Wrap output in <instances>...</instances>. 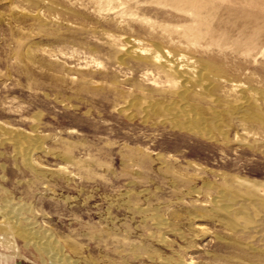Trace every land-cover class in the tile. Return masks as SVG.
Instances as JSON below:
<instances>
[{"label": "rangeland", "instance_id": "1", "mask_svg": "<svg viewBox=\"0 0 264 264\" xmlns=\"http://www.w3.org/2000/svg\"><path fill=\"white\" fill-rule=\"evenodd\" d=\"M156 50L202 68L212 138L174 121ZM261 111L264 0H0V207L72 264H264ZM1 228L0 264H50Z\"/></svg>", "mask_w": 264, "mask_h": 264}, {"label": "bare ground", "instance_id": "2", "mask_svg": "<svg viewBox=\"0 0 264 264\" xmlns=\"http://www.w3.org/2000/svg\"><path fill=\"white\" fill-rule=\"evenodd\" d=\"M124 54H134L136 56V54H141V52L139 50H137L136 48H134L133 46H129L126 45L125 42V46H123L121 48V53ZM154 52V51H153ZM118 53V52H117ZM123 55V54H122ZM121 55V56H122ZM131 55V57H133ZM152 55V54H151ZM138 56V55H137ZM150 57V55H149ZM152 57V56H151ZM148 57H146L147 59ZM153 58L155 59V61L158 63V65L166 70V72L168 71L169 73L173 74L176 78L175 82H174V90H173V94L175 95V97H177V100H179V102L181 103V105L179 106V108H175L176 111L175 112H171L173 118H176L174 121L177 120V118H181L182 120H184L185 124H184V128H186L188 131L194 132L195 134H198L200 136L203 137H207V138H212V134L210 133V129L204 124L203 118L201 116H196L197 114H192V112L190 113V106L188 105V101H187V94L189 93V91L191 90L190 87L194 86L197 89H202V90H208L210 87V82L207 81V78L204 77L202 75V68L201 69H194V68H189V66L182 64L181 62H179L178 60H172L167 54H164L158 50L155 51V54L153 55ZM153 63V62H152ZM155 66V65H154ZM160 71V70H159ZM166 74V73H165ZM171 76V75H170ZM172 78V77H171ZM173 79V78H172ZM174 80V79H173ZM155 82V81H154ZM168 82V81H166ZM173 85V86H174ZM159 86V85H158ZM166 88V87H165ZM240 90H243L242 86L237 87ZM195 90V89H194ZM236 90V89H235ZM238 90V89H237ZM170 93V92H169ZM168 94V93H166ZM194 94V91L193 93ZM210 94V93H209ZM196 95L197 92H196ZM203 95V94H202ZM205 95V94H204ZM203 95V96H204ZM200 96V95H199ZM194 97V95H193ZM210 98V97H209ZM257 98V97H256ZM198 99V98H197ZM199 100V99H198ZM205 100V99H204ZM207 101V100H206ZM199 102V101H197ZM260 102V101H259ZM191 103V102H190ZM211 103V102H210ZM213 104V103H211ZM247 103H245V101H241L238 102L237 106H236V117L237 118H242L243 114L241 112H243L245 110V105ZM251 104V103H250ZM178 106V105H177ZM213 106V105H212ZM260 107V106H259ZM145 108V107H144ZM247 111V110H246ZM143 112V111H142ZM211 112V111H210ZM263 112V111H261ZM144 113V112H143ZM166 113V112H165ZM170 113V112H168ZM232 113V112H231ZM264 113V112H263ZM260 114V113H259ZM247 116V115H246ZM243 120V119H242ZM173 121V122H174ZM250 121V120H249ZM172 122V123H173ZM251 122V121H250ZM260 122V121H259ZM173 125L178 126V124L175 122ZM251 145V144H250ZM20 147V146H19ZM22 149V148H20ZM20 149H17L18 151ZM29 150V149H28ZM26 151V150H25ZM24 161V164H27L31 166V164H29V160H27V158L25 159V157L22 158ZM31 168V167H29ZM236 183V182H235ZM249 183V182H248ZM225 184V183H224ZM227 185V184H226ZM225 185V186H226ZM242 185V184H241ZM240 186V185H239ZM242 187V186H241ZM244 187V186H243ZM246 187V186H245ZM256 188V187H254ZM257 189V188H256ZM247 190V189H246ZM251 190H254L253 188ZM257 191V190H256ZM251 192V191H250ZM260 192V191H259ZM258 192V194H259ZM247 194V198H251V197H255L252 196L249 192L246 193ZM251 195V196H248ZM263 195V192L261 193ZM220 195V194H219ZM218 197H221V195ZM256 195V194H255ZM259 196V195H258ZM264 196V195H263ZM262 197V196H260ZM217 198V197H216ZM214 199L213 203L216 202L218 199ZM263 198V197H262ZM231 199V197H230ZM234 199V198H233ZM264 201V199H262ZM4 204V203H3ZM22 204V203H21ZM248 204V203H247ZM213 205V204H212ZM216 205V204H215ZM220 205V204H219ZM218 205V206H219ZM251 205V204H248ZM240 206V205H239ZM242 206V205H241ZM236 208V206H234ZM262 207V206H261ZM241 208V207H240ZM257 208V207H256ZM220 209L222 210L223 214L227 215L228 218L234 217L233 215L235 214V210L234 208H231L230 206H220ZM244 209V208H241ZM219 210V209H218ZM217 210V211H218ZM234 210V211H233ZM240 210V209H239ZM253 210V209H251ZM261 210V209H260ZM264 210V208H263ZM262 210V211H263ZM243 211V210H242ZM241 211V212H242ZM237 212V211H236ZM244 212V211H243ZM255 212V211H254ZM258 212V211H257ZM264 212V211H263ZM240 213V212H239ZM20 211L17 208V206H13L11 205L9 202L5 203L3 206L0 207V223H1V231L3 233H8L11 234L12 236L18 237L21 240H23L24 244H28L31 245L35 250L42 252L49 260L50 264H72V262L70 260H68L67 258H65V255H63L61 253L60 248L57 246V244L55 242H53V245H51V240L47 239V237L45 238L44 236H40L39 235V229L36 226L35 222L33 220H29L28 218H23L21 219L20 217ZM29 214V213H28ZM256 214V213H255ZM27 215V214H26ZM238 215V214H237ZM243 215V214H241ZM246 214H244V218ZM248 215V212H247ZM262 215V214H261ZM260 216V215H259ZM263 216V215H262ZM256 218V216L254 217ZM260 218V217H259ZM246 219L248 220L249 218L246 217ZM245 219V220H246ZM232 221H234V219H231ZM243 220V219H241ZM251 221V220H250ZM246 222V221H245ZM249 222V221H248ZM23 223V224H22ZM157 225L159 226L160 224H163L162 221H156ZM155 223V224H156ZM229 222H227L228 224ZM255 223V222H254ZM236 224V223H235ZM234 224V225H235ZM253 224V223H252ZM155 225V226H157ZM230 225V224H229ZM254 225V224H253ZM252 225V226H253ZM238 226V224H237ZM237 226H235L237 228ZM248 226V224L245 223L244 227ZM163 227V226H162ZM233 228V226H231ZM234 227V228H235ZM241 227V226H239ZM238 227V228H239ZM254 227V226H253ZM157 228V227H156ZM228 228V227H227ZM243 228V227H242ZM249 228V227H248ZM159 229V228H158ZM162 229V228H161ZM245 229V228H244ZM243 230V229H241ZM246 230V229H245ZM235 231V230H234ZM255 231V230H254ZM257 231V230H256ZM45 234V233H44ZM256 237V236H255ZM259 237V236H258ZM254 237H252L253 239ZM256 239V238H255ZM253 239V240H255ZM262 240V239H260ZM259 240V241H260ZM165 242V239L163 237V235H159L157 243L163 245V243ZM167 264V263H166ZM177 264H185V261H183L182 259H180L178 261ZM191 264V263H189Z\"/></svg>", "mask_w": 264, "mask_h": 264}]
</instances>
